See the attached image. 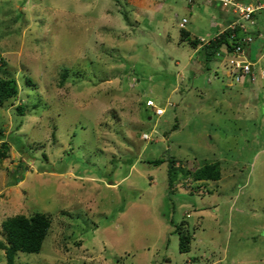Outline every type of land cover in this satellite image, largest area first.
Listing matches in <instances>:
<instances>
[{"label": "rangeland", "instance_id": "374dc122", "mask_svg": "<svg viewBox=\"0 0 264 264\" xmlns=\"http://www.w3.org/2000/svg\"><path fill=\"white\" fill-rule=\"evenodd\" d=\"M145 1L0 0V76L20 89L0 106V238L9 216L53 217L42 250L17 264H264V40L247 46L256 83L229 84L223 55L207 67L181 40L183 17L193 37L226 27L214 5ZM170 157L219 161L222 178L171 189Z\"/></svg>", "mask_w": 264, "mask_h": 264}, {"label": "trees", "instance_id": "16d2710c", "mask_svg": "<svg viewBox=\"0 0 264 264\" xmlns=\"http://www.w3.org/2000/svg\"><path fill=\"white\" fill-rule=\"evenodd\" d=\"M194 1L195 0H190V3ZM239 1L246 2L245 0ZM119 2L120 0H117V3ZM207 2L213 5L219 3L220 1L207 0ZM190 6L193 7L192 5ZM258 14H256V17H258ZM235 19L236 16L234 14L233 21H235ZM229 25L224 29L218 30L209 37L201 35H194L193 37L192 33L189 30H187L185 27H180L181 40H187L194 49L198 48L201 45L199 53L204 59L206 66L209 67V62L219 57L217 55L218 52L232 51L234 46L237 44V41H239V39H242L248 32H250L243 31L240 27L231 29L229 28ZM233 34H236V36H233ZM203 37L206 39L205 41L202 40ZM225 74L229 77V75L227 74V70ZM68 76L69 69L65 67L62 72L60 85H63L65 83ZM215 76H220L219 68L215 70ZM19 90V84L15 77L0 76V106H3L9 100L16 98L19 94ZM17 110L20 112V114H24L26 106L21 104L17 106ZM3 137V129L0 127V139L2 140L3 149L0 150V160H2L1 158L7 156L8 151L10 150L9 142L6 141ZM164 161V159H157L150 162L156 165H160ZM168 176L169 186L171 189H173L174 185L176 184V180H178L179 178H186L187 180L196 181L219 180L222 178V167L220 162L218 161L214 163L208 162L199 167L192 168L189 166L187 167L186 165L183 166L179 163L178 159H176L175 157H170L168 160ZM52 225L53 217L51 214H48L46 212H35L30 215L19 213L4 219L1 225L3 237L0 238V249L5 251L7 264H17L16 255L20 251L28 253L40 252L48 234L51 231ZM176 231L179 234L180 251H191L194 236L191 234L190 230H188L185 223L182 222L181 225L177 227Z\"/></svg>", "mask_w": 264, "mask_h": 264}, {"label": "built area", "instance_id": "2783aa9c", "mask_svg": "<svg viewBox=\"0 0 264 264\" xmlns=\"http://www.w3.org/2000/svg\"><path fill=\"white\" fill-rule=\"evenodd\" d=\"M219 1L222 3L223 8L230 9L236 16L235 21L229 25L231 29L240 27L243 31H249L250 27L258 25L256 14L264 12V2L261 0L249 2L239 0ZM187 22L188 19L183 18L179 23L180 27H185ZM233 36H236V34H233ZM256 38L264 40V32L259 31L257 28L255 29V34L248 32L242 39H239L232 51H220L217 53L218 56H224V62L228 67L227 74L232 80L231 84L256 83L258 78V74L255 72L257 62L252 61L247 53V46L251 45ZM202 40L205 41L206 39L203 37ZM259 74L261 78H264V70H260ZM147 105L153 108L157 116H162L165 113V107L159 106L153 99H148ZM167 105H171V103L168 101ZM143 138L145 140L153 139L152 134L147 132L143 134Z\"/></svg>", "mask_w": 264, "mask_h": 264}, {"label": "crops", "instance_id": "0c3cea01", "mask_svg": "<svg viewBox=\"0 0 264 264\" xmlns=\"http://www.w3.org/2000/svg\"><path fill=\"white\" fill-rule=\"evenodd\" d=\"M153 1L154 0H146L145 1V5H146V8H148V9H150L151 8V6H152V3H153ZM246 2H249V1H253V0H245ZM214 5V9H215V13L217 14V16L219 17V18H221V21L224 23V25H226V27L233 21V17H234V14L232 15V11L230 10V9H228V8H223V7H221L219 4H213ZM212 5V6H213ZM188 9L190 10V12L191 11H193V7H191V6H189L188 7ZM231 15H230V14ZM187 18V17H186ZM189 19V18H188ZM188 22H189V20H188ZM216 26H218V24H216ZM215 29H217V27H215ZM190 31V30H189ZM191 32V31H190ZM194 35H196V34H194ZM199 36L200 35H202L203 36V34H198ZM262 46H260L259 48H264V44L262 43L261 44ZM200 47H201V45L198 47V48H196L195 50L197 51V53H199V50H200ZM260 50V49H259ZM255 55V54H254ZM249 57H250V59L251 60H253L252 58L254 57L253 56V54H252V52L251 51H249V55H248ZM258 61V60H257ZM256 61V62H257ZM220 67V66H219ZM219 70H220V68H219Z\"/></svg>", "mask_w": 264, "mask_h": 264}, {"label": "clouds", "instance_id": "9594fccd", "mask_svg": "<svg viewBox=\"0 0 264 264\" xmlns=\"http://www.w3.org/2000/svg\"><path fill=\"white\" fill-rule=\"evenodd\" d=\"M254 1V0H253ZM225 9V8H224ZM253 61V60H252ZM257 64H258V62H257Z\"/></svg>", "mask_w": 264, "mask_h": 264}]
</instances>
